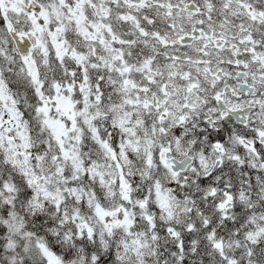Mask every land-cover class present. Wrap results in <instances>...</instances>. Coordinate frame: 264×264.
<instances>
[{
  "label": "snow or ice",
  "instance_id": "obj_1",
  "mask_svg": "<svg viewBox=\"0 0 264 264\" xmlns=\"http://www.w3.org/2000/svg\"><path fill=\"white\" fill-rule=\"evenodd\" d=\"M0 264H264V0H0Z\"/></svg>",
  "mask_w": 264,
  "mask_h": 264
}]
</instances>
